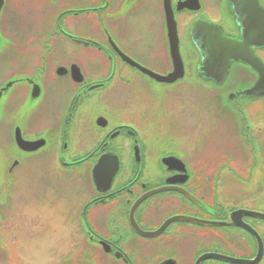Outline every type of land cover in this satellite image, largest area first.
Wrapping results in <instances>:
<instances>
[{
  "label": "flooded vegetation",
  "instance_id": "flooded-vegetation-1",
  "mask_svg": "<svg viewBox=\"0 0 264 264\" xmlns=\"http://www.w3.org/2000/svg\"><path fill=\"white\" fill-rule=\"evenodd\" d=\"M27 2L0 7V39L27 32L30 43L27 59L0 65V264H22V226L34 249H45L44 264H264V96L239 94L259 74L235 61L228 72L199 73L202 50L220 67V32L246 36L239 53L264 62L251 28L264 0ZM166 6L181 60L172 82L139 69L176 71ZM217 115L226 124L220 145L208 128L197 131L198 119ZM105 155L118 167L104 192L91 172ZM228 179L263 189L229 205L219 193ZM238 211L256 215L228 222ZM48 236L63 253L47 254Z\"/></svg>",
  "mask_w": 264,
  "mask_h": 264
},
{
  "label": "rangeland",
  "instance_id": "rangeland-1",
  "mask_svg": "<svg viewBox=\"0 0 264 264\" xmlns=\"http://www.w3.org/2000/svg\"><path fill=\"white\" fill-rule=\"evenodd\" d=\"M28 6H30L32 4L31 0H28V2L26 3ZM28 9V7H25ZM29 30V26L26 27V31ZM24 35H28L27 32H23L20 33V35L18 34H14V33H10L8 36L10 37H18L20 36V38H17L15 40H13L12 42L15 43V45H13L12 47H8L10 49H14V51H7L5 52L4 56H0V65L1 64H6V63H13L14 59H15V54L21 58H25L27 59V54H28V48L30 47V43H29V39L24 38ZM31 36V35H29ZM141 40V38H140ZM8 42V41H7ZM6 41H2V44L0 45V47H5L7 45ZM146 43H150L149 41L146 40ZM149 47V45H148ZM147 46H144V48H148ZM62 45H60L59 49L61 50ZM19 54V55H18ZM14 57V58H13ZM3 58V59H1ZM13 58V59H12ZM5 59V60H4ZM6 61V63L4 62ZM7 65V64H6ZM11 68H13V70H17L19 68L12 66ZM196 94L197 95H201L202 93L200 92V89H196ZM204 96V95H201ZM205 115V114H204ZM206 117H209V114H206ZM199 123L198 125L202 128V129H198L197 131H206V128L209 129V134L211 136L210 139H213L214 137H217L218 139H215L214 144L215 145H220L223 142L221 141V139L219 138V136L221 135L223 129L225 128V125H222L221 122V115H217L215 116V118H213V120H204V119H198ZM226 132V131H225ZM204 142L203 139L198 138L197 139V143H202ZM74 155H78V153L80 152H70V154ZM212 157V156H211ZM241 164V163H240ZM257 185V184H256ZM256 185L254 186L253 184L247 185V184H238L236 181L230 180L228 179L227 181L223 182L222 184H220V189H219V193L221 194V197H225L226 199H228V204H238L237 202H235L237 200V198L239 197L242 201H245L243 203H246L248 199H252L253 198V193H254V187H256ZM244 186V187H243ZM259 190H262L263 188L261 187L262 185H257ZM242 188H244V191H242ZM25 192V191H24ZM244 192V194L241 195V193ZM27 201H24L23 203H20L19 207L23 208V207H28L27 205ZM240 204V203H239ZM24 221L21 222V224L23 225ZM26 224H30L26 223ZM3 229V228H2ZM21 236H20V244L18 245L19 250L21 251L20 254L24 255V257H22V264H32V262H36L38 264H44V262L41 261V259L38 257L37 253H40L41 251L44 253L45 249L42 250L39 247L37 249H34V247L31 245V240L30 237L28 235H25V226L21 227ZM11 235V234H10ZM14 240V238H10V240ZM43 240L45 241H49L52 239V243H50V247H52V250L47 253V254H53L54 256L56 255H60L61 253H63V248L64 246L62 245H58L55 242V238H52L50 236L48 237H42ZM9 247V244L7 243V245ZM32 247V249H30ZM10 248V253L12 254V256L14 255V251L12 250V246L9 247ZM36 253V256H35ZM36 257V258H35ZM34 258V259H33ZM4 264H12V263H4Z\"/></svg>",
  "mask_w": 264,
  "mask_h": 264
},
{
  "label": "water",
  "instance_id": "water-1",
  "mask_svg": "<svg viewBox=\"0 0 264 264\" xmlns=\"http://www.w3.org/2000/svg\"><path fill=\"white\" fill-rule=\"evenodd\" d=\"M1 3H2V0H0V4ZM171 22L172 21H169V24H168L169 27H171L170 26ZM259 36H260L259 37L260 46L264 47V29H261V33ZM169 39H170V45H171V56H172L173 62L175 63V58H176L175 52L177 50V39H176L175 33L173 34V32L170 29H169ZM233 45L234 44L231 45V48L229 50V52H231V53L227 54L228 60L224 62L226 64L225 71H227V65L230 64V61L233 58H235V60H241L243 62L248 63L255 71L258 72V74H260V79H259V82L255 86L248 88V89H245L242 93L244 95H247L250 97L264 96V65L262 64V62L259 59H256L254 64L252 62L249 63V61H247L243 58L244 55H242V54H238L234 57V55L232 54V50H231ZM102 160L103 159H101L98 162L97 166L95 167L96 170L98 169V165H101ZM112 176H113V173H110L109 178L106 180L105 184H110ZM93 180H94V183L97 184V181H95L96 180L95 173H93ZM243 215L255 216L256 214L255 213L247 214L244 211L233 212L230 216H228V222H232L233 224L241 225L242 224L241 223V217ZM174 220H177V219H174ZM237 263L242 264V262H237Z\"/></svg>",
  "mask_w": 264,
  "mask_h": 264
}]
</instances>
